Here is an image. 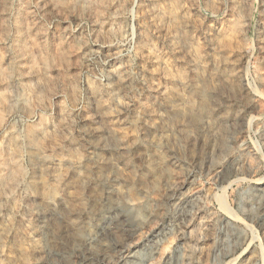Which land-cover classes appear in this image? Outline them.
I'll list each match as a JSON object with an SVG mask.
<instances>
[{"label":"rangeland","instance_id":"rangeland-1","mask_svg":"<svg viewBox=\"0 0 264 264\" xmlns=\"http://www.w3.org/2000/svg\"><path fill=\"white\" fill-rule=\"evenodd\" d=\"M0 264H264V0H0Z\"/></svg>","mask_w":264,"mask_h":264},{"label":"bare ground","instance_id":"bare-ground-1","mask_svg":"<svg viewBox=\"0 0 264 264\" xmlns=\"http://www.w3.org/2000/svg\"><path fill=\"white\" fill-rule=\"evenodd\" d=\"M202 91V90H201ZM203 92V91H202ZM203 101H205V94H204V97H203ZM223 197V196H222ZM224 198V197H223Z\"/></svg>","mask_w":264,"mask_h":264}]
</instances>
